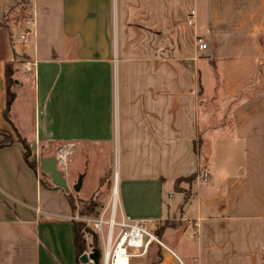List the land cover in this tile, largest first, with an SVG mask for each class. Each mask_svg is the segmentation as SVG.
<instances>
[{"label": "crops", "instance_id": "1", "mask_svg": "<svg viewBox=\"0 0 264 264\" xmlns=\"http://www.w3.org/2000/svg\"><path fill=\"white\" fill-rule=\"evenodd\" d=\"M54 1L61 40L41 50L34 25L25 45L2 25L15 0H0V131L14 141L0 149V264H82L67 198L75 185L44 186L24 158L23 143L35 162V143L68 141L87 163L99 160L100 179L106 154L117 151L126 216L176 222L155 235L161 240L176 231L179 250L153 244L132 264H264V0ZM23 56L25 67L16 64ZM7 64L16 78L8 112ZM200 64L211 79L204 101ZM215 99L224 115L213 130H229L241 143L243 176L211 197L192 190L185 200L173 182L201 167L199 123L201 116L212 120L205 102ZM29 123L34 127L26 132ZM71 163L80 174L82 163ZM147 200L155 202L148 210ZM175 205L179 217L170 216ZM86 246L91 253L88 238Z\"/></svg>", "mask_w": 264, "mask_h": 264}, {"label": "rangeland", "instance_id": "2", "mask_svg": "<svg viewBox=\"0 0 264 264\" xmlns=\"http://www.w3.org/2000/svg\"><path fill=\"white\" fill-rule=\"evenodd\" d=\"M182 2L188 3L189 5V0H182ZM6 22L11 28L13 34H16V36H19V38L25 32L34 29L35 26V42L41 50H47L51 44L58 45L60 43L61 15L59 4L54 0H15L14 10L10 14L8 20L4 21L2 25H4ZM187 22H189V19ZM199 39L200 38L196 40V45L198 44ZM16 64H21L25 67V65L28 64V60L26 57L23 56L20 57L19 60H17ZM12 66V69L14 71V65ZM200 68L202 73L201 83L204 88V93L201 97V101H204L205 99H207V97H204V94L207 93L206 90L211 87V79L208 80V77L206 76V70L208 68L205 67L204 64H200ZM15 79L16 78L13 75L14 83L16 82ZM30 95L31 92H28L29 97L26 95L23 97V101L26 105H28V101L31 98ZM217 102V99L205 102L209 106V112L212 113L211 116H213V118L212 120H210V122H207L201 116V120L199 123L201 137L198 140L199 144H197V148L199 147L198 157L201 163V167L196 172V174H194V176H196L194 181L195 183L191 184L189 180L190 177H192L193 175L176 179V181L173 182L175 192L182 193L185 197V200L191 198L192 190L193 196L196 195V193H198L199 191V193H201L203 197H211L214 195L217 189L226 190V187H228V180L230 178H238L239 176H243L242 171L240 173L239 170L245 164V153L243 152V148L240 147L241 143L235 142L234 137H232V132H230L229 130L222 128L220 129V134L214 132L213 130V126H223L221 123V119L223 118L222 116L224 115V112H222L223 110L218 107ZM205 103H203L202 105L205 106ZM28 110L29 109L25 107L24 114L26 115V117L29 118ZM33 127L34 125L29 123L26 132H28L29 130L31 131ZM63 147L68 150L69 155L67 157L66 167H62L59 171L65 177L67 183L69 182V184L71 185H76L79 180L82 179V176L85 177L83 190L81 191V193L75 192V190H73V187L71 189V192L68 193L70 194L75 203L74 215L77 218V223L83 225V233L85 236V240L88 238L89 243L92 247L93 235H95V232L92 230V228L88 227L86 223L83 222V220L87 218L86 216H88L89 214L87 211H84L83 203L88 202V198H91V200H95V202L99 206L96 210V213L99 212V214L102 213L108 206H110V204L113 203V190L119 156L117 151L115 152L114 149L112 151L110 150L109 154H106L105 173L100 179L101 166L99 165V160H91L89 163H87L84 158H81L80 155L78 156V153H76L77 146L74 142L68 141L63 144H55L48 142H41V144L35 143L36 172H38L41 183L44 186L48 185L52 187V184L49 176H44L43 172L39 169V162L41 158L44 157L56 158L58 151ZM81 154L87 156L86 152ZM73 159H75L77 163H82V165L79 167V171L82 170L80 174H78V171H75V166L71 163ZM205 173H207L209 177V180L207 182L203 181V175ZM71 174H74L73 177H71ZM119 187L117 205L121 210L120 196L123 195V187L120 185ZM167 192L169 197L174 195V191L172 192L171 189ZM152 201L147 200L145 202L148 203L146 210H148L150 207L152 208L151 203H155ZM182 203L183 201H181L180 207ZM180 207H176L175 205L172 210L169 211L170 216L179 217L181 215ZM162 211V215L166 218L168 214L166 204L162 206ZM135 220L146 219L136 218ZM174 226H176L175 221H147V228L152 231V233L157 235L161 233L165 228H171ZM176 239V231L169 230L167 236L162 237L161 241L163 244L172 248L174 244H177ZM189 247L191 246L189 245ZM96 248L100 249L102 253L103 247L101 243H99ZM177 249L179 250L178 244ZM90 251L92 252V250Z\"/></svg>", "mask_w": 264, "mask_h": 264}, {"label": "built area", "instance_id": "3", "mask_svg": "<svg viewBox=\"0 0 264 264\" xmlns=\"http://www.w3.org/2000/svg\"><path fill=\"white\" fill-rule=\"evenodd\" d=\"M196 12L191 11L189 25L195 22ZM34 34L29 30L21 35L20 39L25 45L30 36ZM199 50L204 51L207 45L199 39ZM29 64L28 70H32ZM69 152L66 148L58 151L56 165L58 170L66 167ZM209 180L208 174L203 175V181ZM73 220L77 221L76 216ZM84 223L95 232L102 244V264H132L136 259L147 257L153 244L163 247L162 241L147 228V220H135L126 216L113 201L102 213L96 217L85 218Z\"/></svg>", "mask_w": 264, "mask_h": 264}, {"label": "trees", "instance_id": "4", "mask_svg": "<svg viewBox=\"0 0 264 264\" xmlns=\"http://www.w3.org/2000/svg\"><path fill=\"white\" fill-rule=\"evenodd\" d=\"M0 27H1V25H0ZM12 67H13L12 64L6 65V84H7V109H6V112H8V108L11 106V104L13 103L14 98H15V93L13 92V87L15 84L13 81L14 71H13ZM6 112H5V114H6ZM0 134L3 136V141L0 142V149L4 148L6 146H9L10 144H12L14 142L12 137L9 134H7L5 132H1V131H0ZM23 144H24V148H25V155H24L25 161H26L27 165L32 170L36 171V163L30 161L31 149L27 144H25V143H23ZM195 177L196 176H194V175L192 177H190L189 180H190L191 184L195 183L194 182ZM67 198L69 199L73 209L75 210V203H74L73 199L70 197V195H67ZM83 204H84V206H83L84 211H87L89 213L88 216H86V217L92 218V217H96L99 215V212L96 213V210L99 206L95 202V200H90V201L85 202ZM74 232H75V248H76L77 257L79 258L85 251H87L86 240H85V236L83 233V225H81L79 223H75ZM99 243L100 242H99L98 236L96 234L93 235L92 249L98 250V252L100 254L99 264H102V253H101L100 249L96 248L99 245Z\"/></svg>", "mask_w": 264, "mask_h": 264}, {"label": "water", "instance_id": "5", "mask_svg": "<svg viewBox=\"0 0 264 264\" xmlns=\"http://www.w3.org/2000/svg\"><path fill=\"white\" fill-rule=\"evenodd\" d=\"M39 169L43 172L44 176H49L55 189H63L68 191V185L65 177L58 170L56 165V159L54 157H44L41 158L39 162ZM82 187V179L75 185L74 190L79 192ZM79 261L82 264H88L92 262L93 264H99L100 254L97 249H93L91 253H84L80 256Z\"/></svg>", "mask_w": 264, "mask_h": 264}, {"label": "bare ground", "instance_id": "6", "mask_svg": "<svg viewBox=\"0 0 264 264\" xmlns=\"http://www.w3.org/2000/svg\"><path fill=\"white\" fill-rule=\"evenodd\" d=\"M117 175H116V177H115V185H114V190H113V195H114V199H113V201L115 202V203H117V199H118V184H117Z\"/></svg>", "mask_w": 264, "mask_h": 264}, {"label": "flooded vegetation", "instance_id": "7", "mask_svg": "<svg viewBox=\"0 0 264 264\" xmlns=\"http://www.w3.org/2000/svg\"><path fill=\"white\" fill-rule=\"evenodd\" d=\"M31 156H32V153H31Z\"/></svg>", "mask_w": 264, "mask_h": 264}]
</instances>
